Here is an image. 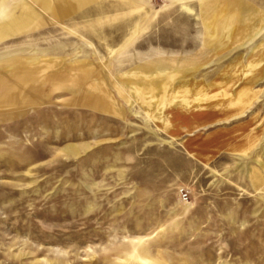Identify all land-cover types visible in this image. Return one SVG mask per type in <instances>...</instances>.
<instances>
[{
    "label": "rangeland",
    "instance_id": "374dc122",
    "mask_svg": "<svg viewBox=\"0 0 264 264\" xmlns=\"http://www.w3.org/2000/svg\"><path fill=\"white\" fill-rule=\"evenodd\" d=\"M32 1L0 42V83L45 80L0 86V264H264V0Z\"/></svg>",
    "mask_w": 264,
    "mask_h": 264
},
{
    "label": "crops",
    "instance_id": "0c3cea01",
    "mask_svg": "<svg viewBox=\"0 0 264 264\" xmlns=\"http://www.w3.org/2000/svg\"><path fill=\"white\" fill-rule=\"evenodd\" d=\"M45 13L41 10L39 6H37L32 0H0V42L6 40L12 34L22 33V31L33 30L35 28H39V26L44 22L45 23ZM6 20V21H5ZM8 22L7 24H5ZM5 24V25H4ZM3 64V63H2ZM6 67V66H5ZM11 69L17 68L18 70H10L4 71L7 73H11L13 76L8 81H4L0 83L1 87H4L6 90L10 88L7 92L6 100L8 103H11L12 106L16 107L18 104L20 107L24 108L28 104H32L33 102L39 101V99L44 98L42 96L33 97V102L28 104H23L20 101H13V98H18L24 100L28 94V88L24 83L26 76L34 77L36 81V89L37 92L41 91L42 86L45 83L44 77L41 76L39 69L37 68L36 71L34 69H22L21 67L16 66H8ZM26 70V71H24ZM38 70V71H37ZM29 71V72H28ZM42 84L39 86L38 84ZM11 85V86H10ZM50 86L52 87V82H50ZM39 88H41L39 90ZM50 88V87H49ZM54 88V87H53ZM34 92V91H33ZM19 93L20 95H17ZM33 94V93H32ZM37 95V94H36ZM10 99H9V98ZM27 100V99H26ZM7 102V101H6ZM17 103V104H15ZM10 105V109L14 108Z\"/></svg>",
    "mask_w": 264,
    "mask_h": 264
},
{
    "label": "bare ground",
    "instance_id": "6f19581e",
    "mask_svg": "<svg viewBox=\"0 0 264 264\" xmlns=\"http://www.w3.org/2000/svg\"><path fill=\"white\" fill-rule=\"evenodd\" d=\"M227 2H228V1H227ZM236 4H237V3H236ZM235 7H236V6H235ZM205 8H206L207 12H209V11L211 10L210 7H208V9H207V6H206ZM216 8H217V7H216ZM237 9H238V7H237ZM243 11H244V10H243ZM226 12H227V11H226ZM234 12H237V11L234 10ZM231 13H232V12H231ZM237 13H238V12H237ZM214 14H215V13H214ZM217 14H218V13H217ZM221 15H222V14H221ZM232 15H233V14H232ZM238 15H239V14H238ZM215 16H216V15H215ZM218 16H219V15H218ZM225 16H226V15H225ZM242 16H243V15H242ZM242 16H241V17H242ZM211 17H213V16H211ZM241 17H240V18H241ZM208 18L210 19V17H208ZM208 18H207V19H208ZM229 18H230V17H229ZM211 19H212V18H211ZM226 20H227V19H226ZM226 20H225V22H226ZM214 21H215V23H216V24L214 23V25H219L218 23H220V21H222V19H221V18H216ZM229 21H230V20H229ZM235 21H236V20H235ZM211 24H213V23H211ZM205 26H206V25H205ZM224 27H225V26H224ZM225 28H226V27H225ZM207 32H208V31H207ZM223 32H225V30H224ZM137 33H138V32H137ZM214 35H215V34H214ZM214 35H213V36H214ZM218 36H219V35H218ZM207 37H210V36L208 35ZM212 38H213V37H212ZM208 42H209V41H208ZM210 44H211V43H210ZM5 68H7V67H5ZM174 68H175V67H174ZM0 69H1V68H0ZM8 69H9V67H8ZM1 70H3V69H1ZM1 70H0V71H1ZM28 72H29V71H28ZM170 72H171V71H170ZM156 73H157V72H156ZM129 74H130V73H129ZM166 75H167V74H166ZM177 75H178V73H177ZM179 75H180V74H179ZM163 76H164V74H163ZM163 76H162V77H163ZM33 78H34V77H33ZM142 78H143V77H142ZM142 78H141V79H142ZM157 79H158V78H157ZM157 79H156V80H157ZM166 79H167V78H166ZM172 79H173V78H172ZM143 80H144V79H143ZM150 80H152V79H150ZM170 80H171V79H170ZM170 80H169V81H170ZM174 80H175V79H174ZM154 81H155V80H154ZM158 81H159V79H158ZM163 82H164V81H163ZM163 82H162V83H163ZM35 83H36V82H35ZM141 83H142V82H141ZM141 83H140V84H141ZM148 83H149V82H148ZM157 83H158V82H157ZM169 83H170V82H169ZM40 84H41V83H40ZM140 84H139V85H140ZM153 84H154V83H153ZM167 84H168V83H167ZM148 85H149V84H148ZM156 85H157V84H156ZM10 86H11V85H10ZM130 88H132V86H131ZM39 89H40V88H39ZM153 90H155V89H153ZM157 90H158V89H157ZM40 92H41V91H40ZM156 92H157V91H156ZM162 93H163V92H162ZM34 94H35V92H34ZM149 94H150V93H149ZM32 95H33V94H32ZM32 95H31V96H32ZM132 95H133V94H132ZM146 95H147V94H146ZM36 96H37V95H36ZM152 96H153V95H152ZM159 96H160V95H159ZM38 97H39V96H38ZM172 98H173V97H172ZM161 99H162V98H161ZM146 104H147V102H146ZM152 107H153V106H152ZM184 107H186L185 104H184Z\"/></svg>",
    "mask_w": 264,
    "mask_h": 264
}]
</instances>
